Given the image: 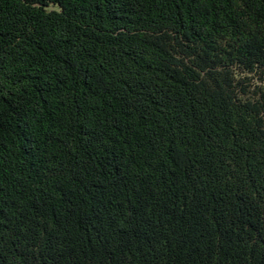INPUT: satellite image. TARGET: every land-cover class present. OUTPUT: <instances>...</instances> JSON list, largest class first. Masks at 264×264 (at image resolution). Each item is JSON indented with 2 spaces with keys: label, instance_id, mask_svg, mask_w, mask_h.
<instances>
[{
  "label": "trees",
  "instance_id": "trees-1",
  "mask_svg": "<svg viewBox=\"0 0 264 264\" xmlns=\"http://www.w3.org/2000/svg\"><path fill=\"white\" fill-rule=\"evenodd\" d=\"M0 264H264V0H0Z\"/></svg>",
  "mask_w": 264,
  "mask_h": 264
}]
</instances>
